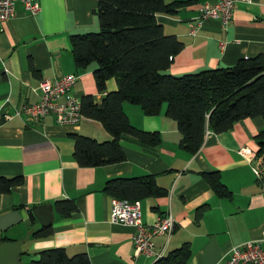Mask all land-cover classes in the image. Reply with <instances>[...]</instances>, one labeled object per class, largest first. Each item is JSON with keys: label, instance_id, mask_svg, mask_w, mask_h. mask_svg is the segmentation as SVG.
Returning <instances> with one entry per match:
<instances>
[{"label": "crops", "instance_id": "0c3cea01", "mask_svg": "<svg viewBox=\"0 0 264 264\" xmlns=\"http://www.w3.org/2000/svg\"><path fill=\"white\" fill-rule=\"evenodd\" d=\"M215 1L197 0L174 14L156 15L164 33L183 43L164 72L181 75L231 66L264 53V0H237L225 25L207 19L194 35L189 33V22L200 7ZM38 2L35 14L17 2L15 15L0 30V176L23 178L10 192L0 193V215L37 205H51L53 212L47 236H33L41 228L37 220L1 232L10 241L22 240V260L35 258L41 250L63 248L69 256L87 253L90 264H151L152 256L134 253V227L110 221L111 196L103 190L110 178L144 175H153L166 193L140 200L142 221L153 223L167 213L175 221L170 235L153 239L154 251L161 256L188 243V264H224L230 249L245 241H256L264 249V165L256 176L253 167L260 165L259 157L239 153L241 148L257 151L254 136L264 126L260 116L242 119L221 133H207L199 150L191 153L180 146L181 134L176 121L165 114V103L158 114L146 115L139 105L125 102L122 109L130 123L158 132L160 143L151 146L123 133V161L83 167L73 157L72 136L110 139L100 121L83 115L77 125H59L47 115L33 123L15 114L38 100L41 80L65 74L78 76L71 92L79 99L90 95L100 104L105 95L93 77L95 63L77 69L69 42L71 34L99 29L94 13L98 0ZM116 89V81L108 79L106 91ZM214 171L229 197L217 195L203 176ZM58 199L74 201L77 210L67 216L57 213L53 203Z\"/></svg>", "mask_w": 264, "mask_h": 264}, {"label": "trees", "instance_id": "16d2710c", "mask_svg": "<svg viewBox=\"0 0 264 264\" xmlns=\"http://www.w3.org/2000/svg\"><path fill=\"white\" fill-rule=\"evenodd\" d=\"M196 1L98 0L94 13L99 29L69 36L75 67L84 69L95 63L93 77L97 89L105 92L100 104H95L90 95L81 97L82 114L100 121L111 135L103 141L73 135V157L79 166L123 161L125 155L119 142L123 133L151 146L160 143L158 132H145L130 123L122 109L125 102L139 105L146 115L158 114L165 103V114L176 121L181 134L180 146L191 153L202 146L207 131L221 133L248 117L260 116L264 120V53L240 58L231 66L181 75L164 72L183 43L175 35L164 33L156 15L174 14ZM111 78L117 89L106 91V82ZM254 139L258 146L255 155L264 160V126ZM203 176L217 195L230 196L216 171ZM22 182L21 176H0V193H8ZM103 190L111 197L128 200L166 193L153 175L110 178ZM53 205L63 216L77 210L70 199L55 200ZM50 232V226L41 227L33 236H47ZM24 254L19 256L18 264H90L87 253L69 256L63 248L41 250L28 261L22 260ZM190 256L189 244L183 243L151 264H188Z\"/></svg>", "mask_w": 264, "mask_h": 264}, {"label": "built area", "instance_id": "2783aa9c", "mask_svg": "<svg viewBox=\"0 0 264 264\" xmlns=\"http://www.w3.org/2000/svg\"><path fill=\"white\" fill-rule=\"evenodd\" d=\"M236 1L216 0L214 3L203 4L199 15L189 22V33L194 35L207 19H218L225 25L232 16ZM17 2H20L25 11L30 14L39 11L38 0H0V30L2 25L15 15ZM77 78L75 73H70L41 80L38 85V100L31 104H24L15 114L24 116L33 123L39 122L47 115H53L59 125H77L83 116L81 100L71 92ZM239 153L246 155L249 159L257 158L255 153L246 148H241ZM259 164L253 167L256 176H260L264 165L262 157H259ZM109 219L114 223L134 227L132 243L135 255L152 256L155 260L161 257V253L154 251V237L170 235L175 226L174 218L170 213L160 216L153 223H144L141 217V202L138 199L111 197ZM224 264H264V249L256 241H245L230 249Z\"/></svg>", "mask_w": 264, "mask_h": 264}, {"label": "water", "instance_id": "95a60500", "mask_svg": "<svg viewBox=\"0 0 264 264\" xmlns=\"http://www.w3.org/2000/svg\"><path fill=\"white\" fill-rule=\"evenodd\" d=\"M53 212L51 205H37L28 209H14L0 215V264H18V258L23 253L21 249L22 240H4L1 232L7 228L23 221L26 225L35 220L41 227H47L51 224Z\"/></svg>", "mask_w": 264, "mask_h": 264}]
</instances>
